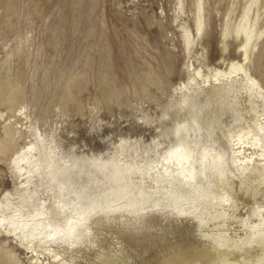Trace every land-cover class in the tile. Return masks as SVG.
I'll use <instances>...</instances> for the list:
<instances>
[{"label":"rangeland","instance_id":"obj_1","mask_svg":"<svg viewBox=\"0 0 264 264\" xmlns=\"http://www.w3.org/2000/svg\"><path fill=\"white\" fill-rule=\"evenodd\" d=\"M198 1L0 0V133L7 123L15 130L11 150L0 156L2 207L28 209L17 195L21 187L11 160L34 145L36 158L35 153L51 151L58 160L84 163L70 187L84 200L127 186L134 203L127 207L135 212L126 214L123 206L110 220L92 216L88 223V237L112 242L111 264H164L175 253L169 244H178L182 234L199 244L219 234L233 241L248 231L244 220L256 225L264 219V158L254 154L264 152V0H200V35ZM246 5L251 20L257 15L261 35L244 61L243 40L233 30ZM183 29L194 37L189 50ZM231 60L261 91L238 71L218 83L212 78L210 84L199 78L190 82L194 68L212 74L228 69ZM201 84L187 111L184 93ZM238 136L244 142L240 156L235 153ZM254 136L261 146L252 145ZM179 144L194 149L185 166L193 169L197 190L206 193L185 212L174 208L170 194L194 196L197 190L163 160ZM93 162L127 168L122 179L114 180L107 171L94 170ZM44 173L41 168L31 174L29 190L52 206L57 187ZM220 179L234 196L230 206L223 201ZM251 186L254 192L241 190ZM63 194L66 212L77 209L75 194ZM177 203L182 209L190 205L184 198ZM119 234L130 246L126 258L122 249L116 251L123 244ZM188 241L183 248L191 245ZM24 243L0 228V264H33L35 257L42 264L70 258L74 264H92L97 249L57 246V261L37 242L30 248Z\"/></svg>","mask_w":264,"mask_h":264},{"label":"bare ground","instance_id":"obj_2","mask_svg":"<svg viewBox=\"0 0 264 264\" xmlns=\"http://www.w3.org/2000/svg\"><path fill=\"white\" fill-rule=\"evenodd\" d=\"M255 1L256 0H251V2ZM196 6L199 14L195 21V26L196 33L200 35L203 23L202 15L200 14L202 11L200 0ZM249 13L250 5H246L238 24L233 30L235 35L243 40L239 46V51L242 52V59L244 61L248 59L250 48L255 46L257 39L261 35V32H256V25L258 23L257 15H255L251 20L249 18ZM181 38L183 40L185 50H189L194 38L192 37L191 32L183 29ZM227 65L228 69H213L212 74H203L200 68H194L193 78L190 82L199 78L201 79L202 84H210L212 80L213 82L218 83L219 78H231L232 73L238 71L242 73L244 79L252 88H256L261 91L258 82L250 76L249 72L241 64L235 60H231L227 63ZM211 78L212 80H210ZM190 82H188V84H190ZM202 84L197 86V88H190L191 93H188V91L184 93L185 98H183L181 103L183 107L185 106L187 108V111L193 107L191 101L198 96L199 89H202L204 86ZM249 132L250 131L246 132V134H249ZM14 135L15 130L13 125L10 123L4 124L0 133V156L5 155L11 150L13 143L15 142ZM235 145V153L237 156L242 155L244 153V142L240 136L237 137ZM252 145L254 147H257L258 145L261 146L257 136L253 137ZM33 151H35V146L30 145L25 151L18 152L16 154L14 153L11 160L15 179L18 182V186L21 187V190L17 191V195L20 198V201L28 206V209H26V211H22L14 208L10 203H7L4 207H2L0 202V228L7 234L12 232L18 236L21 243L26 242L27 248H30L33 242H37L43 251H46L47 254L53 256L54 260L57 261L61 256L59 251L56 249L57 246L64 245L72 247L79 244H85L87 246L90 244L92 246H96L97 248L94 253V260L92 261V264H111L110 262L114 259L113 256L115 255V248H111L112 242L105 237H96L95 239L88 237V223L90 222V218L92 216H98L97 221L102 220V218L110 220L111 218H114V215L117 212H121L123 206L126 208L125 211L123 210L124 213L129 214L135 212V210L130 211L127 207L128 205H134V203L127 198L130 193L127 186L123 185L117 190L108 188L107 190H102L100 193L95 194L92 198L84 200L82 198V194L76 192L74 189H70L74 179L76 178H74V175L78 176L83 172L84 163H80L78 160H72L71 163H69V161L58 160L51 155V151L43 152V156L40 152L35 153L39 156L36 158ZM193 153L194 149L190 146L179 144L172 150L168 151L163 160L168 162V164H172L171 167H174L172 171L175 172L178 177L181 176L185 184H188L189 187L197 190L196 185L192 183V180H195L194 171L192 168L188 169L185 166V164L188 163L189 159L192 157ZM254 154L258 157V160L264 158V152L262 151H260L259 154L254 152ZM252 157L253 154L250 156H244L242 161H249ZM239 161L241 160L239 159ZM168 164L165 166L166 172L169 168ZM91 166L94 170L107 171L114 180L122 179L123 170L127 168L126 166L121 168V166L117 163L99 164L93 162ZM41 168L45 169L44 175L56 183L58 194L53 192L54 200L52 206H46L45 202L36 200L34 198V194L29 190V186L31 184V174ZM220 181L222 182L220 186L223 201L230 206L231 203L235 201L233 198L234 196L226 185V179H220ZM254 189L255 188L251 186L249 189L241 190H243V193H246L248 190H252L251 192H254ZM63 192H73L75 194L79 200L77 209H72L69 212H66L67 207L66 202L63 200ZM194 192V196H190L189 194H187V196H175V194H170V202L174 204V208H177L179 212H185L186 209L196 207L195 203L198 202L202 196H206V193L199 192L198 190ZM178 198L188 200L190 205L182 209V205L177 203ZM124 213L122 216H124ZM202 220V218H199V222ZM242 224L245 228H248V231L245 232L243 237L238 236L233 241H230V239L226 236L219 234L211 237L207 242L205 241L203 244H199L190 241L186 234H182L178 244H169L173 247L175 253L170 259L165 261L164 264H264V219H261L256 225H251V221L248 219L244 220ZM121 236L122 235L119 234L116 237L119 239V242L123 243L121 248H118L116 251H121L122 249L124 253L130 246ZM83 237L86 238V240H83ZM187 240L191 243V245H188L190 248H183L181 243ZM203 252L205 254L210 253L211 255L207 258ZM7 255L8 258H11V262H13V256L10 254ZM123 256L126 258L127 254L124 253ZM73 259L70 258L69 261H62L59 259V261H62L60 264H74ZM31 263L42 264L41 260L37 257L33 258Z\"/></svg>","mask_w":264,"mask_h":264}]
</instances>
